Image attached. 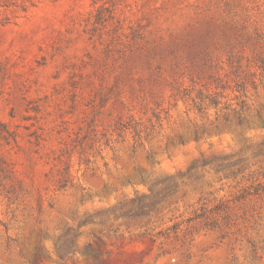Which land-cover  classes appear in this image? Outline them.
Listing matches in <instances>:
<instances>
[{
	"label": "rangeland",
	"instance_id": "obj_1",
	"mask_svg": "<svg viewBox=\"0 0 264 264\" xmlns=\"http://www.w3.org/2000/svg\"><path fill=\"white\" fill-rule=\"evenodd\" d=\"M259 59L264 0H0V264H264Z\"/></svg>",
	"mask_w": 264,
	"mask_h": 264
},
{
	"label": "trees",
	"instance_id": "obj_2",
	"mask_svg": "<svg viewBox=\"0 0 264 264\" xmlns=\"http://www.w3.org/2000/svg\"><path fill=\"white\" fill-rule=\"evenodd\" d=\"M260 62H261V68H263L264 66V59H259ZM242 69V64L240 63V60H236L234 62V65H233V70L231 71V74H233L234 77H239V72L240 70ZM227 86V85H226ZM224 83L220 82L218 83V88L219 87H222V88H225L226 87ZM236 89L239 90V91H244L245 90V85L243 82H236ZM220 95L219 93L215 92L213 93L212 95H207L204 97V100H206L207 104H200L198 105V110L200 112H202L204 109H206V106H213L215 108L219 107V105L221 104L220 102V99H219ZM222 109L224 110H229L230 109V106H224L222 107ZM246 109V104L244 101H240L238 103V108L237 109H233V110H230L231 112H233V114H235V116H237V121H238V124L241 125L244 121V119H242V116L244 114V111ZM223 123L225 125H230L231 124V114H227V115H224L223 117ZM219 126H220V122H219V118L217 119V123L214 124V129L215 130H218L219 129Z\"/></svg>",
	"mask_w": 264,
	"mask_h": 264
}]
</instances>
